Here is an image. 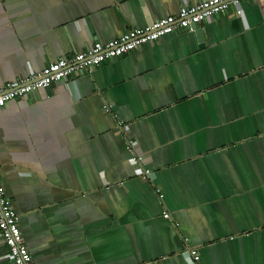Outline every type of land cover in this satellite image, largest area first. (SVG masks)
<instances>
[{
    "label": "crops",
    "instance_id": "1",
    "mask_svg": "<svg viewBox=\"0 0 264 264\" xmlns=\"http://www.w3.org/2000/svg\"><path fill=\"white\" fill-rule=\"evenodd\" d=\"M202 1L0 0V87ZM198 27L196 50L179 29L0 109V181L34 264H264V13Z\"/></svg>",
    "mask_w": 264,
    "mask_h": 264
},
{
    "label": "built area",
    "instance_id": "2",
    "mask_svg": "<svg viewBox=\"0 0 264 264\" xmlns=\"http://www.w3.org/2000/svg\"><path fill=\"white\" fill-rule=\"evenodd\" d=\"M253 0H204L198 4L183 5L176 15H169L164 19L151 23L143 28L133 27L122 37L102 44L92 43L82 53L60 58L44 67L40 72L28 79L12 81L0 87V109L10 101L21 99L32 94L33 91L50 87L53 83L67 82L69 77L83 72L90 73L108 60H113L146 45L161 40L176 30H190L192 25L200 24L212 19L218 14L227 12L230 7H238L242 2ZM264 13V0H257ZM128 151L132 153L131 163L139 165L140 175L151 180L152 171L148 167L147 159L132 151V141H127ZM168 218V214L164 215ZM0 238L8 249V256L13 264H34L24 243L19 229V217L12 207L0 181ZM194 262L199 261L197 251L189 252Z\"/></svg>",
    "mask_w": 264,
    "mask_h": 264
},
{
    "label": "water",
    "instance_id": "3",
    "mask_svg": "<svg viewBox=\"0 0 264 264\" xmlns=\"http://www.w3.org/2000/svg\"><path fill=\"white\" fill-rule=\"evenodd\" d=\"M188 40L191 50H196L204 45V32L198 26L192 25L188 33ZM45 90H49V87L45 88ZM32 94L36 95L37 90L33 91Z\"/></svg>",
    "mask_w": 264,
    "mask_h": 264
}]
</instances>
